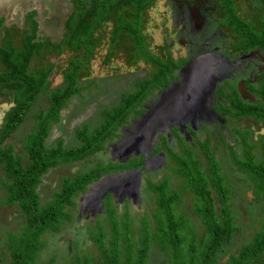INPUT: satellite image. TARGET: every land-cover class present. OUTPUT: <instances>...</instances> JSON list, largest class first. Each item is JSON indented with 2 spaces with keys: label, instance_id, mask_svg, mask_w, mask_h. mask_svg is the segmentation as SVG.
<instances>
[{
  "label": "trees",
  "instance_id": "trees-1",
  "mask_svg": "<svg viewBox=\"0 0 264 264\" xmlns=\"http://www.w3.org/2000/svg\"><path fill=\"white\" fill-rule=\"evenodd\" d=\"M72 1L76 18L71 16L64 22L61 31L63 40L59 43L57 54L67 45L73 52L84 47L86 59L70 60L68 70L63 73L65 83L62 87L50 89L48 79L53 67L41 65L36 70L30 69L33 59L46 51L43 43L37 39L39 30L34 18L35 12L28 16L31 30L23 37L21 50L11 43L0 46V66L4 69L0 71V98H8L13 106L4 114L0 127V167L5 173L1 182H5L7 186V195L2 194L4 199L0 201V206L16 209L20 218L25 220L23 227L12 230L17 233L6 237V241H12L10 246L5 244L12 257L5 264H95L91 253L79 249L77 242L85 237H81V234L86 235L94 245L99 257L98 264H148L152 252L151 244L154 242L162 251H168L166 254L170 264H264V158L262 156L259 159V156L256 157L258 154L251 153L255 147L244 146V156H240L242 147H231L232 157H229L228 165L235 173L227 171L222 164L224 159L210 146L203 147L198 144L193 148L187 147L183 155H175L172 159L171 156L176 153L171 152L165 164L166 170L160 173L157 182H152L149 179L154 176L153 173L161 172L158 169V162L161 161L154 162L150 160V156L159 149L156 147L154 152H148L143 148L141 151L153 134L149 137L137 134L132 137L130 135L126 143L109 150L110 157L112 155L110 161L102 158L93 168H79L76 172L67 169L73 164L83 163L87 158L107 153V145L119 140L118 131L122 127L147 115V110L142 108L147 102L153 101L154 104L150 114L157 105L166 103L169 94L162 93L169 82H172L167 81L166 76L180 71L186 64L184 61L175 62L170 57L162 61L159 57L146 53L148 57L144 59L145 63L155 68L151 76L134 81L133 90L127 91L129 93L122 92L115 107L111 103L96 106L91 116L94 126L85 121L81 124L82 130L78 129L73 136L76 140L75 146L64 147L62 143L53 146V142L47 143L52 129L62 122L60 112L75 96L87 92L86 90L95 85L94 81L79 85V73L84 67L83 64L92 58L96 47L93 38L96 28L108 22L111 13L123 5L122 0ZM154 1L127 0L124 4L130 6V10L126 14L116 11L112 44L117 42L120 35H125L135 42V58L145 53V47L147 51V46L141 43L145 42L142 25L147 22L145 20L142 23V16ZM214 1L222 6L225 16L233 18L234 22L235 10L231 5L233 1ZM247 40L249 43L245 40L246 47L264 46V36L260 40V37L250 34ZM140 50L141 53H136ZM107 59L108 55L105 57ZM204 81L206 78L195 76L188 84L190 87L191 82L195 83L198 91L201 89L202 93L208 87ZM100 92L104 91L99 90ZM180 96H183L182 92H174L172 99L181 98ZM42 98H45L47 106H40V110L32 114L33 131L31 129L23 137L24 143L21 141L20 145L9 142L16 137L17 131L32 113L37 99ZM79 99L84 100L85 105L95 102H89V98ZM237 104L239 113L234 119L251 114L264 124V104L255 112L251 111L252 106L248 104ZM203 122L204 127L210 125L209 119ZM156 126L157 124L153 133ZM197 127L203 128V125ZM15 146H19L18 149L15 150ZM237 147L239 151L236 150ZM241 171L246 174L248 172L247 178H241ZM119 173H125L127 176L124 177L133 174L137 176L139 183L146 185L155 197L153 202L163 217L162 223L161 220L155 223L152 233L149 226L141 227L136 241L133 238L134 219L129 214L132 210L125 207L126 205L122 207L118 198L121 191L110 187L114 188V192L117 191L118 194H114L118 196L116 198L106 189V185L113 184L112 177ZM169 174H173L177 180L172 185H183L185 191H180V186L171 187L167 178ZM226 179L228 182L225 184ZM245 182L253 190V193H248L250 199L244 194ZM234 187L239 194L233 190ZM97 191L105 195L104 208L96 206L94 211L89 212V202H98L90 195ZM188 192L197 203L194 206L191 202L192 215L187 212L174 215L171 209ZM240 205L252 219L257 216L261 220L258 230L250 237L247 236V229L251 226L245 225L242 220ZM83 209L85 212L80 214ZM147 211L146 208L142 211V217ZM87 214L90 215L88 219ZM194 217L198 219V223H194ZM234 236H237L238 248L234 245ZM54 238L61 241L65 238L68 258L62 257L61 261H56L60 250L64 252V249H57L48 259L40 260L45 252L51 250V241ZM226 247H236L237 250L231 253ZM225 250H228V257L222 263Z\"/></svg>",
  "mask_w": 264,
  "mask_h": 264
},
{
  "label": "rangeland",
  "instance_id": "rangeland-1",
  "mask_svg": "<svg viewBox=\"0 0 264 264\" xmlns=\"http://www.w3.org/2000/svg\"><path fill=\"white\" fill-rule=\"evenodd\" d=\"M126 1L127 0H122V7H119L116 9V11L126 14L130 10V6L124 4ZM181 1L180 2L182 4L178 0H155L153 5L143 13L142 23L145 20L147 22L142 25V37L145 39V42L142 41L141 43L147 46V51L145 47V53L136 56V58H140L138 60L135 58V42L132 41L130 37L128 38L125 37V35H120L115 44H112L111 42L114 20L117 16L116 11L111 13L110 20L108 22L101 24L98 28H96L93 35L96 47L92 52L93 55L91 60H87V62L83 64L84 67L81 69L78 78L79 85L91 81H94L95 85L86 90L87 92H81L78 96H75L70 101L69 105L60 112L62 122L60 125L52 129L47 143L53 142V146H57L60 143H62V146L64 147L75 146L76 140L73 139V136L76 134L78 129L82 130L81 124L85 121L87 123H91L94 126L95 122L93 119H91V116L96 106L104 104L108 105V103H111V105L115 107L118 99H120L123 94L122 92L126 91V93H129L127 91L133 90L134 81H139L145 77L151 76L152 71L155 68L145 63L144 59L148 57L146 53L155 55L162 61H164L167 57H170L175 62L184 61L187 63L179 72L175 73L176 75L173 74L171 76H166L168 77L166 78L167 81L173 82L176 80V77L183 79L192 69L196 67V65L192 64V62L195 61L197 52L200 51L206 42H211V44L214 43L212 45H215L216 47L223 46L228 48H244L245 34L243 31L252 30V34L257 35L258 37L264 36V2L260 1V4H258V0H241V3L244 4V7L239 8V2L235 1L234 4L236 5V16H234L235 21L233 22V18L225 16L222 6L213 0ZM176 5L180 6V9H182L180 13L183 12L185 17L189 14V28L188 31H184V33H182L180 30L181 28L179 20L177 17L174 18L171 13V11L174 9L177 13ZM35 10H38V16L35 18V21L38 23L39 30L37 39L43 43V49L46 50L44 51L46 53L41 52L40 56L34 58L30 65V69L36 70L41 65L53 67V72L48 79V83L50 85V89L54 90L56 88L62 87L65 83L63 80V73L68 70V64L71 59H80L81 61L86 59V48L84 47H82L78 52H73L69 45H67L63 48L60 54H57L59 43L63 40L61 31L63 29L64 22H66V20L71 16L76 18L75 5L72 0H0V46H5L7 43H11L15 48L19 50L22 49L23 37L29 34L31 30L28 16L31 11ZM209 12H215L216 15L218 14L215 17L214 22H212L213 25L211 26L216 25L219 30H214V28H211V26L209 27V30H206L202 28L204 27V24L203 26L197 25L196 21L203 20V17L205 19L209 18L211 21ZM222 36L223 41L221 40ZM185 37H187V39ZM209 37L212 38L209 39ZM141 51L142 50L136 53H141ZM211 52L212 51L209 53ZM107 55L108 59L105 60ZM210 67L211 65L207 64L206 69L209 70ZM206 69H203V73L205 74L208 73ZM3 70V67L0 66V71ZM194 71H196V69H194ZM156 72L157 71H155V73ZM207 79L210 80V78H206V81ZM215 79H218V81L222 80L220 79L219 75L216 76ZM198 82L199 81H196V83ZM262 82L257 89V94H263L264 96V81ZM198 89L199 88H196L195 83H190L187 95L189 99L193 98V96L198 92ZM99 90L104 92L99 93ZM79 97H83L86 100L89 98V102H95L91 105H85V101L79 99ZM153 105V101L147 102L145 106L143 105L142 108L147 110V115L142 119L138 118V120L133 121L126 127H122L118 131V135L120 136L119 140L110 143L111 145L108 144L107 148H110L112 145L119 146L122 143H126L130 135L131 137L133 135L136 136L137 134L140 136V134L144 133V130L142 129L143 123L145 122L146 118H148L149 112ZM40 106L41 108L47 106L45 98L37 99L36 104L32 109V113L23 126L19 129V131H17L16 137L12 138V140H9V142L22 145L21 141H23V137H26V134L31 129L33 131L34 122L32 120V114L37 113L40 110ZM12 107L13 106L10 104L8 98H0V127L2 125L4 114ZM209 123L211 125L213 122ZM93 126H91V128H93ZM202 131L201 133L195 135L196 141L203 147H213V145H215L216 149L219 142L217 141L216 136H214L211 141V134L217 133V131L215 130L214 132H210V137H208L206 132ZM234 131L237 132L235 137H237L239 141L244 139L247 141V143H252L250 145L252 148L259 146V148L257 147L259 152L252 149L251 153L253 155L260 153V155H262L264 158V136L263 138L257 140V142L254 140L259 138V130L252 133V131L247 128H237ZM234 131L228 134V138H230V140L234 139L233 144L242 147L240 156H244V146L239 145L237 140L235 141L233 134ZM149 135L150 133H148L146 136ZM18 147L19 146H15V150L18 149ZM236 150L239 151V148L237 147ZM228 152L229 157H232V152L230 149ZM218 155L224 159V163H226L229 167L226 150L222 148V150L218 152ZM258 156L259 155H256V157ZM111 157L110 151L108 150L107 153L104 152L103 154L92 156L87 158L83 163L76 165L73 164L67 167V169L71 172H76L79 168H93L96 163H100V161H102V158H106V160L110 161ZM256 160L258 159L256 158ZM238 177L239 176H237V178ZM4 178L5 173L0 167V201L4 199L2 194L4 196L7 195L6 183L4 182L2 184L1 182ZM227 182L228 180L226 179L225 184ZM243 186V189L246 188L244 194L248 199H250V194H248L251 191L250 188H248L250 186L246 182L243 183ZM176 187H179L180 191H185V187L183 185L176 183ZM233 190L236 191V188L234 187ZM252 191L251 193H253ZM236 193L239 194L240 192L236 191ZM238 196L240 195H237V197ZM180 197L182 198V195H180ZM153 201H151L146 215L140 218L141 220H136L133 217V214H130V218L134 219L135 226L133 229V234L135 236L133 238H135V241L139 238L140 234L138 233L141 231V227L143 228L149 226L150 233H152L155 229V223H158L159 220H161V223L163 222V217L161 213L157 211L156 204ZM191 202L194 206L197 205L193 196L188 192L185 198H182V201L180 200L176 206L171 209L172 213L176 216L180 215V213L186 212L192 215ZM135 207L137 208L138 204H136ZM239 211L242 220H244L246 223L245 225L249 224L251 226V228L247 229V236L250 237L255 231L258 230L261 220L257 216L253 217V219L248 216L242 205L239 206ZM139 212L141 213V211ZM194 220V223L199 222L195 217ZM140 222L141 224H138ZM24 224V218H20L16 209H9L0 206V264H5L11 259V253L7 250V246L5 244L7 243V245L10 246L12 241H6V237L13 233H17L12 232V230H17L23 227ZM108 230L109 229H107V232ZM79 235L80 233H78V236ZM81 237L84 238L79 241L80 243L77 242V244H79V249L84 252L91 253L94 263L98 264L99 257L96 253L94 245L88 240L86 235L81 234ZM64 239H62V241L58 240L57 238L52 239L51 244L53 246L51 250L45 252L40 260L44 261L48 259L51 257L53 252L57 251V249H64V252H61L60 250L57 255L58 259H56V261H61L62 257H67L68 249ZM107 239H109V237H107ZM236 239L237 236H234V245H236L238 248L239 246ZM151 241L154 242V239H151ZM154 243L151 244L152 252L150 254V260L148 264H170L168 261V255L166 254L168 251H162L160 246L156 242ZM237 248L235 247L231 249L226 247V249L230 250L231 253H235ZM228 250H225V256L223 255L221 258L222 263H224L228 257H226Z\"/></svg>",
  "mask_w": 264,
  "mask_h": 264
},
{
  "label": "flooded vegetation",
  "instance_id": "flooded-vegetation-1",
  "mask_svg": "<svg viewBox=\"0 0 264 264\" xmlns=\"http://www.w3.org/2000/svg\"><path fill=\"white\" fill-rule=\"evenodd\" d=\"M178 1L180 2L181 0ZM232 1L233 4L231 5H233L235 10L234 14H236V5L234 4V2L235 1L239 2L238 5L239 8H243L244 4L241 3V0H232ZM260 1L264 2V0H258L257 3L260 4ZM176 7H177V13L174 8H173L174 10H172L171 13L174 18L177 17V19L179 20V24L181 28L180 30L182 33H184V31H188L189 28V18H188L189 14L186 15L185 17L183 12L180 13V11L182 10L180 9V6L176 5ZM209 13H210L209 17L211 21L209 20V18L205 19L203 17V21H206L205 24L206 30L211 25H213L212 22H214L215 17L218 15V14L216 15L215 12L214 13L209 12ZM37 16H38V12H36V16L34 18H36ZM205 27L203 28L205 29ZM212 27L213 26H211V28ZM251 31L252 30L243 31V33L245 34L244 40H246V43H249V40L247 39L250 34L253 35L254 37H258L257 35L252 34ZM185 38L187 39V37ZM211 38L212 37H209V39ZM261 39L262 37H260V40ZM221 40L223 41V36ZM205 46H207L206 43ZM231 50L241 51V52H251V53L254 52L259 55L258 57L260 60H262L261 58H264V46L246 47V45H244V48L231 47ZM203 69L199 68L197 70L198 72L203 73ZM245 73L248 75V77L244 79H239L240 81H231V78L228 77L226 74L220 76V79H222L221 81H218V79H215V77H207L210 78V80L207 79V81H204V83L208 87L202 93L200 89V91H198L193 96L192 99H189L188 96L186 99V95L188 94V89H189V84L187 81H190V79L192 78L191 72H189L187 76L184 77L183 79L176 77L175 81L169 83V85L164 90L162 95L169 94V96L167 95V98L169 97V100L170 101L172 100L171 104L168 107L163 105L164 110H163V115L161 117L162 119L159 121L158 125L156 126V131L154 133L152 132L153 135L147 141L148 143L147 142L145 143L147 145L145 146L144 144L141 149L142 151L144 148L148 152H154L156 147L157 149H159L158 152L150 156V160H154V162H157L159 160L161 161L160 163L158 162V164H160V167L158 169L161 170V172L156 171V173H153L154 176L151 177V179H149L150 181L152 182H154V180L156 181L158 177L160 178L161 176L160 173L166 170L165 164L168 161L167 157L171 152L176 153L171 156L172 159L175 157V155H179L181 153L183 155L185 148L187 147L193 148L195 145H198L199 143L196 141L195 135L201 133L202 130H205L202 132H206L208 137H210V132H214L215 130L217 131V133L211 134L212 136L211 141L213 137L216 136L217 141L219 142V144H217L216 149H215V145L211 147V149L212 150L215 149L216 152H219L222 150V148H224L227 153L228 150L231 149V147L237 146L236 144H233L234 139L230 140V138H228V134L232 133L237 128H247L251 130L252 133L259 130L258 133L259 138L254 139L256 142L257 140L263 138L264 124L261 120L255 119V117L251 116V114H247L246 116H241L238 119H234V116L239 113V111L237 110V107L239 105L237 103L241 102L242 104L245 103L248 104L249 106H252L251 111L254 112L257 109L261 108L264 104V97L262 95L257 94L258 93L257 89L259 88L260 83L264 81V77H263L264 64L259 65L257 67H254V65H249L248 67L245 68ZM175 91L182 92L183 96H180L181 98L177 97L176 99H172V94ZM184 99H186V101H184ZM156 107L158 108L160 107V105H157ZM153 110L154 111L151 114L149 113L150 117L156 111V109ZM207 119H209V122H213V123L211 125H207L206 127H204L203 121ZM201 125H203V128L197 127ZM233 134L235 137L237 135V132L234 131ZM236 140L239 145H243V146L247 145L246 147H249L252 144V143H247V141H245L244 139H242V141H239L238 138L235 137V141ZM115 146L116 145H112L110 148H107L106 150H113L115 149ZM257 147L259 148V146ZM257 147L255 148V150L259 152V149ZM257 154L259 155V159H261L262 155H260V153ZM229 161H230L229 155L227 153V162L229 163ZM222 164L227 166L226 163L222 162ZM226 168L228 172L231 171L235 173L234 171L231 170L230 167L227 166ZM131 173H133V170ZM240 174H241V178L245 179L247 178L248 172L246 174L243 171H241ZM124 176L127 175L125 173L123 174L119 173L115 177H112L114 178L113 184L106 185V189H109L108 191L109 193L110 192L112 193V196L114 194L117 195L118 193L117 191L114 192V188H110V187L117 188L118 192L121 191L120 193L122 194L119 197L116 195L114 196H116V198L118 197L119 201L122 202V207L126 205L125 207L131 209L132 211L129 214H133V217H136L137 218L136 220H138L142 217V211H144L145 208L149 209L150 203L151 201L154 200L155 197L151 195L146 185H144L143 183H139L140 180L137 178V176H135L134 174L129 177H124ZM167 178H168V183H170L171 187L176 188V184L175 186L172 185L174 181H177L175 179V176L173 174H169L167 175ZM137 181L139 184L137 183ZM90 197L92 199L96 198L98 202L96 204L94 200H91L92 202L91 201L89 202V212L94 211L96 206L97 207L100 206L101 208H104L103 202L105 200L104 198L105 195L97 191L95 193H92ZM90 203H94V204L92 205ZM136 204H138L137 208L135 207ZM139 211H141V213ZM84 212L85 210L83 209V211H81L80 214ZM88 214L86 217L87 219L90 218L89 217L90 215Z\"/></svg>",
  "mask_w": 264,
  "mask_h": 264
},
{
  "label": "crops",
  "instance_id": "crops-1",
  "mask_svg": "<svg viewBox=\"0 0 264 264\" xmlns=\"http://www.w3.org/2000/svg\"><path fill=\"white\" fill-rule=\"evenodd\" d=\"M196 23L198 26H203L204 24L205 27L206 21L198 20ZM213 28L214 30H216V28L218 29L216 25H214ZM206 44L207 46L204 45L200 51L197 52V57L195 58V61L192 62V64L196 65L194 68L196 71L199 68L206 69L207 64L211 65V67L209 70L206 69L208 72L206 74L196 72L194 69H192L190 71L191 77L202 76L203 78H207L226 74L231 78V81H240L239 79L248 77V75L245 73L246 67L249 65H254V67H257L264 64V58H261L262 60H260L257 53L234 51L231 50V48L223 46H218V48L209 42H206ZM210 51L212 52L209 53Z\"/></svg>",
  "mask_w": 264,
  "mask_h": 264
},
{
  "label": "water",
  "instance_id": "water-1",
  "mask_svg": "<svg viewBox=\"0 0 264 264\" xmlns=\"http://www.w3.org/2000/svg\"><path fill=\"white\" fill-rule=\"evenodd\" d=\"M170 104L171 101L168 100L166 103L160 105V107L155 108L156 109L155 113L151 117L148 116V118H146L145 122L143 123L142 129L144 130V133H142V135L146 136L148 133H150V135L152 134L153 130L155 129V125L156 124L158 125L159 121L162 119L161 117L163 115L164 106L168 107Z\"/></svg>",
  "mask_w": 264,
  "mask_h": 264
},
{
  "label": "clouds",
  "instance_id": "clouds-1",
  "mask_svg": "<svg viewBox=\"0 0 264 264\" xmlns=\"http://www.w3.org/2000/svg\"><path fill=\"white\" fill-rule=\"evenodd\" d=\"M32 12H35V13H36V12H38V10H35V11H31V13H32ZM8 111H9V110H8ZM3 118H4V116H3Z\"/></svg>",
  "mask_w": 264,
  "mask_h": 264
}]
</instances>
